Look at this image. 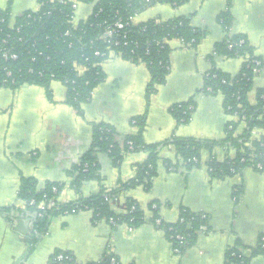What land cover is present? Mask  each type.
<instances>
[{
	"label": "crops",
	"instance_id": "0c3cea01",
	"mask_svg": "<svg viewBox=\"0 0 264 264\" xmlns=\"http://www.w3.org/2000/svg\"><path fill=\"white\" fill-rule=\"evenodd\" d=\"M92 7L79 4L75 23L86 19ZM6 9L15 18L26 11L35 12L38 5L36 0H0V11ZM226 9L227 0H189L178 8L155 4L133 18V24H138L150 19L188 17L193 28L205 32L195 48L183 47L178 41L169 43L170 73L149 100L142 134L145 144L173 137L224 138V126L233 118L226 114L221 95H207L201 89L213 67L234 75L243 63L239 58L213 57L214 46L227 35H245L254 55L262 61L248 95L250 103H255L257 90L264 89V0H231L233 24L228 33L217 21L218 14ZM102 71L104 81L82 106V115L66 104L62 84L51 83V99L38 86L0 89V208L13 209L12 213L0 211V264H49L55 251L70 253L80 264L101 260L107 250L121 264H225L226 253L233 249L249 256V249L264 238V172L248 167L232 177L211 178L207 168L210 157L222 161L234 155L223 147L214 149L211 156L203 152L200 165L192 168L178 161L172 147H159L151 188H130L109 202L114 211L121 212L127 200H133L144 210L146 219L151 217L147 207L155 203L158 217L167 224L178 221L181 209L204 214L205 227L197 233L195 244L180 256L172 254L169 240L151 223L130 228L105 219L93 221L92 211L86 209L53 217L46 234L30 249L32 225L18 198L21 177L33 178L37 190L46 183L63 185L57 201L66 204L131 180L135 165L147 157L142 151L125 153L114 166L108 156L99 154V181L72 188L76 175L70 170L89 149L93 126L112 127L122 148L124 138L136 132L131 120L145 111L149 74L144 64L111 54ZM191 98L195 106L189 122L177 125L170 107ZM168 162L172 169L167 168ZM237 188L241 194L234 202ZM249 264H264V255L252 257Z\"/></svg>",
	"mask_w": 264,
	"mask_h": 264
},
{
	"label": "trees",
	"instance_id": "16d2710c",
	"mask_svg": "<svg viewBox=\"0 0 264 264\" xmlns=\"http://www.w3.org/2000/svg\"><path fill=\"white\" fill-rule=\"evenodd\" d=\"M12 0H9V3ZM83 4H92L91 14L84 20L73 22L72 2L69 0H36L38 11H26L13 18L9 9L0 11V55L4 52L16 55V60L0 58V89L16 90L22 86H38L48 99L52 98L51 83L60 82L66 88V104L77 115H82V106L88 103L94 89L104 81L102 64L111 54L133 63L146 66L149 81L145 88V111L131 120L136 132L124 138L122 148L116 143L115 130L106 124H96L92 129L89 149L78 164L70 170L75 174L72 188L78 189L84 182L99 181L97 156H108L117 166L125 153L145 152L143 163L134 167L135 176L131 180L119 183L118 187L99 192L87 198L61 204L57 201L63 185L46 183L37 190L33 178L21 177L18 198L24 203L25 212L38 211L39 202L55 199V207L45 209L41 217L34 218L28 240L30 249L36 246L48 231L51 219L57 215L74 213L79 210H91L93 221L113 219L115 224H125L137 228L151 223L169 240L173 248L183 254L196 242L197 233L206 225L204 214L192 213L181 209L179 221L167 224L157 215V206L150 204L146 219L144 210L133 200H127L123 211L116 212L110 206V200L122 191L142 187L149 190L157 173L158 148L170 146L178 161L187 168L197 167L201 163L203 152L211 156L214 149L223 147L232 150L234 155L222 161L214 156L207 162L211 178L225 179L238 175L245 168L264 172V89L257 90L255 103H250L253 78L261 71L262 61L254 55V48L245 35H227L214 46L213 57L226 59L239 58L243 63L239 71L232 75L217 68L210 69L205 77L201 92L207 95H221L223 107L233 120L224 126V138L208 140L197 138L173 137L155 144H145L142 134L146 127L149 100L157 87L163 85L170 73L171 41H178L183 47L195 48L204 38L205 32L190 25L188 17H174L169 20L150 19L133 24V18L146 8L155 5H170L178 8L189 0H77ZM231 0H227V9L217 16L222 29L228 33L233 24L230 12ZM123 25V29L112 38H103V34L114 24ZM260 62L256 66L254 62ZM6 72L10 73L7 77ZM195 102L191 98L170 107L169 113L177 125L187 124L194 110ZM258 131L253 137L251 132ZM196 159L197 162H193ZM260 165V168L258 166ZM173 165L167 163V168ZM52 188L57 190L53 193ZM241 190L233 193L237 199ZM30 201L35 205L31 206ZM1 212H13L12 208H0ZM29 217V216H28ZM159 224H156V221ZM179 235L180 244L175 237ZM264 255V238H260L256 247L249 249V256H243L234 249L225 255V264H249L252 257ZM61 257V260L57 258ZM49 264H80L74 257L63 251H55ZM87 264H121L108 250L101 260Z\"/></svg>",
	"mask_w": 264,
	"mask_h": 264
},
{
	"label": "built area",
	"instance_id": "2783aa9c",
	"mask_svg": "<svg viewBox=\"0 0 264 264\" xmlns=\"http://www.w3.org/2000/svg\"><path fill=\"white\" fill-rule=\"evenodd\" d=\"M63 1V0H62ZM69 1H71L72 2V8H73V22H75V14H76V11H77V8H78V5H79V1H77V0H69ZM39 8V7H38ZM36 11H38V9L36 10ZM121 29H123V25L122 24H119V23H116V24H114L111 28H109V29H107L106 31H105V33L103 34V38H112V37H114V36H116L117 34H118V31H120ZM186 48H188V46H186ZM0 58L2 59V60H16V55L15 54H10V53H8V52H4V53H2L1 55H0ZM254 64L256 65V66H259L260 65V62H257V61H255L254 62ZM6 75H7V77H9L10 76V73L9 72H6ZM251 135L253 136V137H255V136H257L258 135V131H255V130H253L252 132H251ZM193 162H197V160L196 159H193ZM258 168H260V165L258 166ZM208 171H210V169H208ZM52 191H53V193H56L57 192V190L55 189V188H52ZM235 192H237V189H235L234 190V193ZM232 200L234 201V202H236L238 199H237V197L236 196H233V198H232ZM57 201L55 200V199H51V200H49L48 202H46V201H44V202H39L38 204H36L35 205V202L34 201H30V205L31 206H36L37 207V210L38 211H36V212H33V213H28V216H29V218H30V221H31V225H32V227H33V220H34V218H37V217H41L42 216V213L44 212V210L45 209H49V208H53V207H55L56 205H57ZM154 208H157V206H154ZM203 217H205V215L203 216ZM178 221H179V218H178ZM109 222L111 223V224H115V221L113 220V219H110L109 220ZM156 224H159V221L157 220L156 221ZM175 239L180 243V244H182V241H183V239H182V237L181 236H179V235H177L176 237H175ZM171 244V243H170ZM171 252H172V254L174 255V256H180L181 255V253H180V251H179V249L178 248H173L172 246H171ZM58 260H61L62 258L61 257H58L57 258Z\"/></svg>",
	"mask_w": 264,
	"mask_h": 264
},
{
	"label": "rangeland",
	"instance_id": "374dc122",
	"mask_svg": "<svg viewBox=\"0 0 264 264\" xmlns=\"http://www.w3.org/2000/svg\"><path fill=\"white\" fill-rule=\"evenodd\" d=\"M94 1H96V0H94ZM79 4H81V3H79ZM54 83H56V84H61L60 82H58V81H53Z\"/></svg>",
	"mask_w": 264,
	"mask_h": 264
}]
</instances>
